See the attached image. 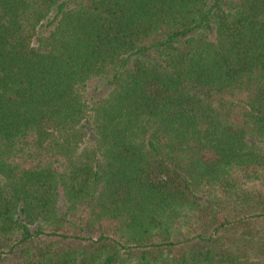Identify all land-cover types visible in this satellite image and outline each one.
<instances>
[{"label": "trees", "instance_id": "1", "mask_svg": "<svg viewBox=\"0 0 264 264\" xmlns=\"http://www.w3.org/2000/svg\"><path fill=\"white\" fill-rule=\"evenodd\" d=\"M0 264H264V0H0Z\"/></svg>", "mask_w": 264, "mask_h": 264}]
</instances>
